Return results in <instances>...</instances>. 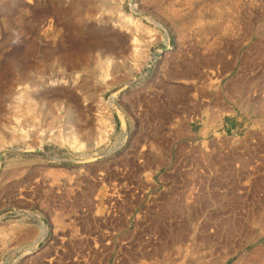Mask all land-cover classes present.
I'll list each match as a JSON object with an SVG mask.
<instances>
[{
    "label": "rangeland",
    "instance_id": "rangeland-1",
    "mask_svg": "<svg viewBox=\"0 0 264 264\" xmlns=\"http://www.w3.org/2000/svg\"><path fill=\"white\" fill-rule=\"evenodd\" d=\"M263 95L264 0H0V264H264Z\"/></svg>",
    "mask_w": 264,
    "mask_h": 264
},
{
    "label": "built area",
    "instance_id": "built-area-1",
    "mask_svg": "<svg viewBox=\"0 0 264 264\" xmlns=\"http://www.w3.org/2000/svg\"><path fill=\"white\" fill-rule=\"evenodd\" d=\"M263 101H264V95H263Z\"/></svg>",
    "mask_w": 264,
    "mask_h": 264
},
{
    "label": "bare ground",
    "instance_id": "bare-ground-1",
    "mask_svg": "<svg viewBox=\"0 0 264 264\" xmlns=\"http://www.w3.org/2000/svg\"><path fill=\"white\" fill-rule=\"evenodd\" d=\"M45 232V231H44Z\"/></svg>",
    "mask_w": 264,
    "mask_h": 264
}]
</instances>
